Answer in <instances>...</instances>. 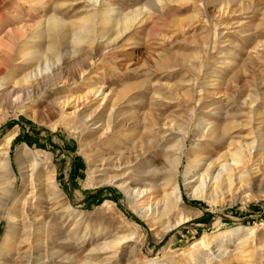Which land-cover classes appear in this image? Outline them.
Returning a JSON list of instances; mask_svg holds the SVG:
<instances>
[{
    "label": "rangeland",
    "instance_id": "374dc122",
    "mask_svg": "<svg viewBox=\"0 0 264 264\" xmlns=\"http://www.w3.org/2000/svg\"><path fill=\"white\" fill-rule=\"evenodd\" d=\"M141 8V22L118 23L121 14ZM50 17L61 24L48 36L41 23ZM86 26L92 27L94 49L73 42ZM37 31L42 36L35 37ZM5 32L19 35L9 63L2 61L6 48L0 50L5 87L10 90V81L37 66L57 64V56L58 72L69 81L48 79L32 97L25 94V113L12 105L0 108V147L13 135L8 152L18 180L7 208L23 202L16 211L21 224L0 222V264H220L206 258L198 242L213 237L214 248L232 252L249 237L244 229L252 227L250 241L264 244V163L258 164L251 192L235 201L195 199L184 188L193 159H217L231 137L239 139L251 112L264 115V0H101L98 6L89 0H0V34ZM107 39L112 46L106 47ZM33 51L39 54L28 55ZM93 84L114 91L101 110L96 105L85 113L96 114L99 123L92 128L99 127L115 103L106 136L104 130L75 131L52 104L83 95ZM181 146L183 201L176 214L195 216L161 237L162 228L152 231L107 179L125 172L117 181L160 183L168 174L152 175L154 167L169 169ZM119 151L123 171L110 169L104 182L89 183L90 167ZM31 178L36 193L28 197ZM5 179L0 172V201ZM237 228H243L241 234L227 233ZM128 235L134 240L121 254L104 248ZM263 260L253 254L245 264Z\"/></svg>",
    "mask_w": 264,
    "mask_h": 264
},
{
    "label": "bare ground",
    "instance_id": "6f19581e",
    "mask_svg": "<svg viewBox=\"0 0 264 264\" xmlns=\"http://www.w3.org/2000/svg\"><path fill=\"white\" fill-rule=\"evenodd\" d=\"M26 1H30V0H26ZM89 3L92 4L93 6H98L101 4V0H89ZM106 12L111 14L114 11L108 10ZM143 13H144L143 9L141 8V9H136L134 11H130L129 13L124 15L121 14L118 23L123 24L126 27L133 26L142 21ZM87 20L91 21L90 19ZM59 24H61V22L57 20V18L55 17H50L46 22L41 23L42 27H44L43 30H45L48 33L47 34L48 36L51 35L52 31H55L56 28L59 27ZM82 29L83 30L80 29L81 31L73 36V42L75 44L85 43L84 45L87 44L88 46L91 47V49H94V46L96 44L95 41L93 42L92 27L86 26V27H82ZM20 31L22 30L20 29ZM22 32L24 33V30ZM18 36L19 35L16 32L15 33L5 32L4 34H0V50L3 47L4 50L6 48V50L4 51L5 52L4 57H2L3 58L2 61L6 62V64L9 63V59H10L9 51L11 50V46H13L12 41L15 38L17 39ZM40 36L42 35L41 33H39V31L35 32V37H40ZM106 42H107L106 47H110L114 43L113 41L112 42L109 41V39H107ZM259 47L257 48L259 49ZM13 52L11 54H13ZM37 54H39V52L33 51L28 55L34 57ZM57 60H58L57 64H50L47 62L44 67L37 66L34 70L25 73L18 80L16 79L12 83L10 81V84H12L10 90L9 88H7L8 86L5 87L6 84L0 81V108L2 109V107L5 108V106H7L6 108L8 109V107H10L8 105H12V107L20 111V112L17 111L18 113H25V111L23 110L25 104L24 101L23 102L21 101V98L25 94L29 93L28 97L29 98L32 97V95L30 94L33 93V90L38 89L39 86L44 82H46L48 79L57 78L58 83L62 82L61 79H64L63 80L64 82L62 83L64 84L67 83L69 79L64 78V76L61 74L62 72L60 73L58 72L60 56H57ZM92 60L93 58L90 57L89 62ZM101 60L102 59H100L99 62ZM95 62L96 61H94L92 65H95ZM84 72L85 71L83 70V73ZM113 94L114 91L112 90L107 91L106 87L93 84L86 89V92L83 95H78V96L70 95L61 98H56L52 104L60 112L62 117H65L67 120H70L72 122V127L74 128L75 131L91 130L90 132L95 133L104 130L103 136H106L112 130V126L114 123L113 114L116 107L115 103L111 108V112L107 120L101 121L99 127L92 128L93 126L99 123L97 122L96 114H93L92 112L90 115H87L85 113L96 105H97L96 110L97 111L101 110L104 107V105H106L111 100L112 98L111 96ZM258 99L260 98L256 97L254 100L258 101ZM24 100H28V99H24ZM257 116H259V113ZM257 116H255V114L251 112L248 122L243 127H241L242 129L239 128L241 132L243 131V133L241 132L238 133L237 137L239 139L234 140L233 137H231L226 152L221 153L217 159L212 160V159L196 157L191 161V165H190L191 168L184 182L185 191L189 196L195 199L198 198V199L210 200L215 203L220 200L222 201V199L224 198L226 200L227 197L232 198L233 200L239 199L241 196L243 195L245 196L248 192H251L254 182H256V180L259 177L258 173L260 171L259 168L261 167L259 165L264 163V115L261 117H257ZM256 121L259 122L255 123ZM208 135L213 136L214 135L213 130L208 131ZM224 136L225 135L223 134L222 137ZM12 139H13V135H8L3 140L4 143L3 147H0V150L1 151L3 150L0 156V172L3 174L4 178H6L5 180H7L8 182L7 183L8 186L3 191L4 192L3 197H1L2 199L0 201V222L2 219H7V221L10 224L17 226L19 223L21 224L22 222V220L19 219V217L16 215L17 207L19 206V205L17 206V204L19 201H21V199H19L18 201L15 200L16 202L13 203L14 206L12 208L10 209L7 208V204L12 199L16 185L18 183L16 172L14 170L10 158V154L8 152V147ZM178 150L179 153H177L173 158V160L170 162L169 169L168 168L159 169L157 167H154L152 175L157 176L159 175V172L168 174L167 176L163 177L160 183L146 182L147 184H144L143 181L146 180L147 178L145 177L148 176H145L141 179V182H143L142 184L135 182L128 183L126 181H121V180L117 181V179L124 177L125 172L122 175L107 179L108 183L116 185L118 189L121 190L125 199L128 201L132 209L138 214V216H140L143 219V221H146L148 223L152 231H156L158 230V228H162L160 231L161 237L167 235L170 231L173 230V228L181 224H184L186 222H189L190 219L195 216L190 212H184V211H182L180 215L176 214L183 201L182 187L178 181V173H179V167L181 165V156L183 151L182 146L178 148ZM118 153H119L118 155L110 156V157L102 156L100 158L101 159L100 164L95 165L93 169H91L90 167L91 172L89 174L92 175L88 177L89 179L88 182L93 185L104 182L102 181L101 177L106 176V172L109 171L110 169L114 171H123L122 169L124 164L123 162L124 152L119 151ZM17 162L21 166V164L24 162L23 158L18 156ZM33 163H36L34 157H33ZM126 163L129 162L126 161L125 164ZM30 177H32V175H30ZM50 180H54V178L52 177ZM32 185L33 183L31 178L29 182V186L31 187H28V189H30L28 193L29 194L28 197L33 196L34 193H36L35 192L36 189ZM50 187L55 188L53 181L51 182ZM28 197L25 199V201L28 200ZM34 217L31 218L34 219ZM242 231L243 228H237L227 233L241 234ZM244 232L248 233L249 237L245 239L242 238V240H240L239 246L238 247L236 246L237 248L232 252H228L227 249L222 250L220 247L218 249H216V247L214 248L215 246L214 241L211 240L213 237L204 238L203 240L198 242V245L205 252L206 258L210 260L217 259L219 260L220 264H236V263L245 264L246 262L251 261L253 254H255L257 257L258 255H260L262 258H264V244H259L257 246L256 243L258 242L250 241L251 240L250 238H255L253 237L255 234V229L253 227L245 228ZM14 238L13 240H15ZM132 240L134 239L130 235L124 237L123 236L117 237L107 242L104 248L107 250H114L116 254L119 253L121 254L125 250V247L123 245H125V243H128ZM250 248H252L253 250H250ZM113 255L111 254V256ZM31 257L32 256H30V258ZM130 259L131 258L129 257L128 261H130ZM136 261L137 260H135L134 262ZM263 263L264 260L259 262V264H263Z\"/></svg>",
    "mask_w": 264,
    "mask_h": 264
}]
</instances>
